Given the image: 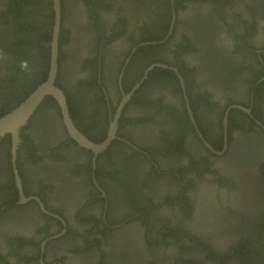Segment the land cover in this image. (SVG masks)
I'll return each mask as SVG.
<instances>
[{
	"label": "flooded vegetation",
	"instance_id": "obj_1",
	"mask_svg": "<svg viewBox=\"0 0 264 264\" xmlns=\"http://www.w3.org/2000/svg\"><path fill=\"white\" fill-rule=\"evenodd\" d=\"M56 20L54 0H0V85L47 80ZM59 25L73 123L102 144L118 118L115 139L80 145L53 97L15 157L0 138V264H258L264 0H60ZM9 87L0 117L38 88Z\"/></svg>",
	"mask_w": 264,
	"mask_h": 264
},
{
	"label": "water",
	"instance_id": "obj_2",
	"mask_svg": "<svg viewBox=\"0 0 264 264\" xmlns=\"http://www.w3.org/2000/svg\"><path fill=\"white\" fill-rule=\"evenodd\" d=\"M54 7L57 15L56 25L54 29V40L51 49V64L47 80L42 83L29 97H27L18 107L8 114L0 117V138L7 135L12 137L13 155L16 156V150L21 142L20 132L25 127L31 117L35 114L40 105L47 97H53L60 105L64 121L67 125L71 137L83 147H86L94 152L104 150L115 138L118 118L112 124L109 139L102 144H94L88 140L74 125L71 118L68 103L63 90L56 86V78L58 72V57H59V24H60V0H54ZM17 183L22 190L21 179L18 170H15Z\"/></svg>",
	"mask_w": 264,
	"mask_h": 264
},
{
	"label": "trees",
	"instance_id": "obj_3",
	"mask_svg": "<svg viewBox=\"0 0 264 264\" xmlns=\"http://www.w3.org/2000/svg\"><path fill=\"white\" fill-rule=\"evenodd\" d=\"M37 51H41V50L37 49ZM48 64H49V56L45 57V59H44V67L46 66V68H47ZM33 65L37 66V61H34ZM40 83L41 82H37L35 87H33L32 89H28L29 91L27 89L25 90V88H26L25 84L22 82V80H20L17 77V73L13 72L11 78L9 79V82H7V80H6L4 84L0 85L1 87H5L7 89L8 88L10 89L9 85L14 86V90L12 92H10L9 93L10 95L8 94L9 96L7 95L3 100L8 99V97H10V96H14L15 97L14 99L18 100V99H20V96H19L20 94H23L25 97H27L40 85ZM14 91L18 92L19 95H17L16 93L13 95ZM4 112H6V111H4ZM4 112H2L1 115L4 114ZM5 139H7V141L9 142L10 136H8ZM251 248L254 251L257 250L258 252L264 253V229L261 230V234L258 237V241L257 240L252 241ZM258 264H264V256H261V255L258 256Z\"/></svg>",
	"mask_w": 264,
	"mask_h": 264
},
{
	"label": "clouds",
	"instance_id": "obj_4",
	"mask_svg": "<svg viewBox=\"0 0 264 264\" xmlns=\"http://www.w3.org/2000/svg\"><path fill=\"white\" fill-rule=\"evenodd\" d=\"M5 58V52L3 49H0V60H3ZM19 67L21 69V71L25 72V73H31L32 68L29 64V61L27 59L21 60Z\"/></svg>",
	"mask_w": 264,
	"mask_h": 264
}]
</instances>
